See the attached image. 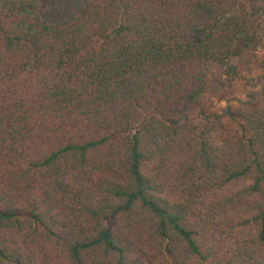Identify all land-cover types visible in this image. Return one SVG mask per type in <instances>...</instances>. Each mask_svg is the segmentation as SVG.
I'll return each instance as SVG.
<instances>
[{
    "label": "trees",
    "instance_id": "obj_1",
    "mask_svg": "<svg viewBox=\"0 0 264 264\" xmlns=\"http://www.w3.org/2000/svg\"><path fill=\"white\" fill-rule=\"evenodd\" d=\"M0 264H264V0H0Z\"/></svg>",
    "mask_w": 264,
    "mask_h": 264
},
{
    "label": "rangeland",
    "instance_id": "obj_2",
    "mask_svg": "<svg viewBox=\"0 0 264 264\" xmlns=\"http://www.w3.org/2000/svg\"><path fill=\"white\" fill-rule=\"evenodd\" d=\"M257 79V78H256ZM243 85H245V82L242 84V86ZM260 83L258 82H256V81H254V83L253 84H251V85H248V90L251 92V93H254V92H259V89H260Z\"/></svg>",
    "mask_w": 264,
    "mask_h": 264
}]
</instances>
